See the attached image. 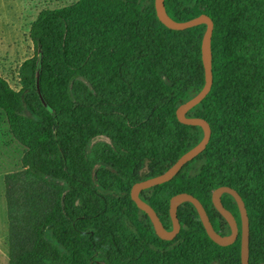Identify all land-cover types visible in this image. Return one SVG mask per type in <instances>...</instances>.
Returning <instances> with one entry per match:
<instances>
[{
  "label": "trees",
  "instance_id": "trees-1",
  "mask_svg": "<svg viewBox=\"0 0 264 264\" xmlns=\"http://www.w3.org/2000/svg\"><path fill=\"white\" fill-rule=\"evenodd\" d=\"M165 6L177 22L201 15L214 22L212 89L188 113L206 120L212 136L204 152L142 199L172 230V197L193 195L228 235L212 194L235 189L250 219L249 264H264V0ZM206 30L169 29L155 0H78L41 11L22 88L0 77V110L26 147L25 173L51 192L32 247L13 264H241V235L217 245L191 203L178 209L180 234L165 241L131 198L136 183L162 175L203 139L202 128L180 123L177 110L205 86ZM222 202L241 227L236 200L224 194Z\"/></svg>",
  "mask_w": 264,
  "mask_h": 264
},
{
  "label": "rangeland",
  "instance_id": "rangeland-1",
  "mask_svg": "<svg viewBox=\"0 0 264 264\" xmlns=\"http://www.w3.org/2000/svg\"><path fill=\"white\" fill-rule=\"evenodd\" d=\"M77 1L0 0V77L12 88H22L21 66L35 55L30 29L38 15ZM25 152L0 110V264H13L20 253L32 247L37 226L49 210L51 192L25 173ZM146 173L145 168L142 175Z\"/></svg>",
  "mask_w": 264,
  "mask_h": 264
},
{
  "label": "water",
  "instance_id": "water-1",
  "mask_svg": "<svg viewBox=\"0 0 264 264\" xmlns=\"http://www.w3.org/2000/svg\"><path fill=\"white\" fill-rule=\"evenodd\" d=\"M155 8L160 21L172 30H186L189 28L206 25L207 30L202 44V57L205 67L206 83L203 90L188 102L181 105L177 110V118L180 123L190 126L201 127L204 133L202 141L188 153L183 155L170 169L162 175L143 180L136 183L131 190V198L138 208L145 212L150 218L157 236L165 241H173L181 232L182 226L178 217V209L181 205L191 203L197 210L203 226L209 238L219 246L228 247L233 245L241 235V264L250 262V219L244 203L239 193L231 187H220L212 194V201L217 211L228 223L231 233L221 235L218 233L204 206L193 195L180 193L172 197L170 201V216L173 222L172 230H167L160 220L156 211L148 205L141 196L142 191L170 182L189 162L193 161L205 151L212 136L210 124L202 118L189 117L188 113L198 106L210 93L213 85V56H212V37L214 32V22L207 15H201L187 22H177L172 19L166 10L165 0H155ZM37 86L40 89V73L37 76ZM224 194L231 195L237 202L241 216V227H239L235 216L224 207L222 197Z\"/></svg>",
  "mask_w": 264,
  "mask_h": 264
},
{
  "label": "crops",
  "instance_id": "crops-1",
  "mask_svg": "<svg viewBox=\"0 0 264 264\" xmlns=\"http://www.w3.org/2000/svg\"><path fill=\"white\" fill-rule=\"evenodd\" d=\"M0 254H1V251H0Z\"/></svg>",
  "mask_w": 264,
  "mask_h": 264
},
{
  "label": "flooded vegetation",
  "instance_id": "flooded-vegetation-1",
  "mask_svg": "<svg viewBox=\"0 0 264 264\" xmlns=\"http://www.w3.org/2000/svg\"><path fill=\"white\" fill-rule=\"evenodd\" d=\"M237 220V219H236ZM239 225V224H238ZM240 227V226H239Z\"/></svg>",
  "mask_w": 264,
  "mask_h": 264
}]
</instances>
